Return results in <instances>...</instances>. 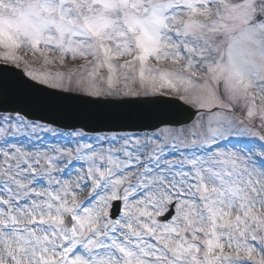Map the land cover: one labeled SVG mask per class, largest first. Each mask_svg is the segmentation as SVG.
<instances>
[{
	"label": "snow or ice",
	"instance_id": "obj_1",
	"mask_svg": "<svg viewBox=\"0 0 264 264\" xmlns=\"http://www.w3.org/2000/svg\"><path fill=\"white\" fill-rule=\"evenodd\" d=\"M8 102L0 264H264V0H0Z\"/></svg>",
	"mask_w": 264,
	"mask_h": 264
},
{
	"label": "water",
	"instance_id": "obj_2",
	"mask_svg": "<svg viewBox=\"0 0 264 264\" xmlns=\"http://www.w3.org/2000/svg\"><path fill=\"white\" fill-rule=\"evenodd\" d=\"M5 107L8 109H11V108L15 107V105L11 102H8L7 104L3 103V108H5ZM98 110L102 111V112H107V113H120V112L124 111L125 109L114 107V106H109V107L101 108ZM41 115H43V113L32 112L30 118H39V116H41ZM70 123H76L77 126H79L82 123H85V124H87L86 130L90 131L93 128H101L105 124H107L109 126H114L117 123H119V121L111 120V121L98 122L96 120H89V121L62 120L58 126L63 127L64 124H70Z\"/></svg>",
	"mask_w": 264,
	"mask_h": 264
}]
</instances>
